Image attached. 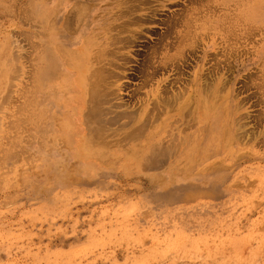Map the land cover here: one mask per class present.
<instances>
[{
  "label": "rangeland",
  "instance_id": "1",
  "mask_svg": "<svg viewBox=\"0 0 264 264\" xmlns=\"http://www.w3.org/2000/svg\"><path fill=\"white\" fill-rule=\"evenodd\" d=\"M64 1L0 0V264H264V0H142L204 14L182 77L208 81L169 84L141 130L106 125L100 156L75 84L46 79L54 48L33 93L32 32ZM67 2L59 24L86 6L100 27L136 0Z\"/></svg>",
  "mask_w": 264,
  "mask_h": 264
},
{
  "label": "bare ground",
  "instance_id": "2",
  "mask_svg": "<svg viewBox=\"0 0 264 264\" xmlns=\"http://www.w3.org/2000/svg\"><path fill=\"white\" fill-rule=\"evenodd\" d=\"M188 1L193 3L197 0ZM141 2L136 0V4L119 5L114 21L99 27L88 22L86 6H74L59 24L63 11L68 7L66 0L62 7L51 10L54 16L47 18L45 25L41 26L44 31L32 32L33 93L41 84L44 67L51 61H48L47 51L54 48L59 60L54 59V62L58 61L62 68L55 72V64H51L54 71L46 74V79L51 83L60 82L64 87L65 84H75L79 90L81 116L88 105L85 123L81 120L86 124L87 137L83 126L84 133L79 140L86 155L100 156L94 143L103 137L102 129L106 125L118 123L121 127L129 125L131 131L141 130L159 114L169 111L178 97L171 88L176 86L169 84H207L208 77L203 71L199 81L195 77L189 80L182 77L185 64L192 61L187 56L190 51L185 49L190 44L187 36L204 14L200 16L201 11L193 4L188 8L182 4V9L170 11L166 17L160 18L157 15L163 4L141 7ZM53 31L54 36L50 33ZM186 86L179 90L180 94H187L189 89ZM122 90L128 96L126 103H121L119 98ZM68 95L65 90L64 99L68 100ZM34 99L36 101V95Z\"/></svg>",
  "mask_w": 264,
  "mask_h": 264
},
{
  "label": "flooded vegetation",
  "instance_id": "3",
  "mask_svg": "<svg viewBox=\"0 0 264 264\" xmlns=\"http://www.w3.org/2000/svg\"><path fill=\"white\" fill-rule=\"evenodd\" d=\"M161 18V17H160Z\"/></svg>",
  "mask_w": 264,
  "mask_h": 264
}]
</instances>
